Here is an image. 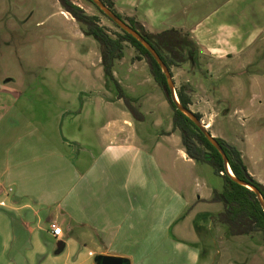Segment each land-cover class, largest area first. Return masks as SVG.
<instances>
[{
    "label": "crops",
    "instance_id": "obj_1",
    "mask_svg": "<svg viewBox=\"0 0 264 264\" xmlns=\"http://www.w3.org/2000/svg\"><path fill=\"white\" fill-rule=\"evenodd\" d=\"M208 1L215 3L208 7ZM178 7L180 16L161 29L152 28L141 13L137 19L151 32L188 29L199 50L220 66L215 72L228 75L236 95L244 88L249 106L261 109L264 102L255 103L264 91V71L252 70V65L264 54V0H181ZM100 56L96 67L102 65ZM144 65V60H131L132 75L140 77L134 71ZM114 76L118 79L116 70ZM145 77L135 79L138 85L150 81ZM20 97L0 87V264H94L98 255L127 258L129 264H201L198 235L204 222L213 224L212 216L221 211H185L189 201L181 179L195 174L200 163L187 155L173 121L158 116L151 122L145 115L139 122L121 109V117L100 126L91 121L86 133L76 134L71 119L84 110L64 111L61 116H70L66 137L62 122L42 126L25 118L20 125L13 117L9 121ZM121 100L106 93L101 97L106 111ZM245 114L246 109L235 111L247 123L252 115ZM47 129L54 130L52 137ZM13 133L19 137L11 142L8 134ZM83 134L90 140L87 147L77 139ZM247 139L241 138L242 143ZM98 142L102 144L95 148ZM240 151L249 173L264 185L263 157L249 162L246 151ZM214 190L195 197V208L211 201ZM191 221L196 227L187 229ZM53 223L62 228L61 237L53 234ZM157 250L162 251L155 263Z\"/></svg>",
    "mask_w": 264,
    "mask_h": 264
},
{
    "label": "rangeland",
    "instance_id": "obj_2",
    "mask_svg": "<svg viewBox=\"0 0 264 264\" xmlns=\"http://www.w3.org/2000/svg\"><path fill=\"white\" fill-rule=\"evenodd\" d=\"M73 1L88 15L98 16L101 26L113 37L123 33L122 29L91 1ZM113 1L116 10L125 19L135 18L144 26L137 19L141 13L143 19L154 29H161L164 25L174 23L176 17L180 16L178 5L181 0ZM218 1L221 2L217 0V3ZM214 3L208 1L207 6H213ZM62 9L59 0H0V87L14 90L21 96L14 108L9 111L8 120L13 117V123L20 125L25 118L42 126L45 123L46 125L48 123V126L49 124L57 126L58 122H62L65 124L62 133L66 137L70 132L66 129L70 116H61L64 111L84 110L82 115L71 119L76 122L75 129L72 130L76 134L85 132L87 124L91 121L100 126L121 117V109L126 110L133 119L143 121L144 119L134 116L123 99L121 104L116 103L106 111L107 105L102 103L101 97L106 93L111 98H119V90L115 83L117 81L127 96L129 95L133 106L143 116H147V121L152 122L158 116H162L168 123L173 121L174 110L167 101L163 89L155 82L147 61L144 60L143 68L134 71L140 77L132 75L130 63L131 60H137V56H141L139 51L126 41L124 56L116 61L114 68L116 76L123 83L121 84L116 77V81L107 79L103 65L96 67L101 52L99 42L93 36L84 35L77 21L66 17ZM181 30L189 33L188 29ZM195 56L199 65L194 69L191 68V62L179 67L172 66L175 87L183 85L188 87L187 91L193 103L191 109L204 117L205 122L203 119L201 121L203 125L212 122L213 127L206 126L211 134L218 130L219 136L216 137H222L228 144L246 151L248 161L254 156H261L264 159V105L260 103V100L264 102V91L259 92L261 97L255 103L257 107L262 108L252 109L249 106V96L243 94L244 88L241 90L242 95H236L231 89L228 75L216 73L220 71L215 72L220 66H214L211 58L201 50H198ZM100 57L102 59V55ZM252 66V70L264 71V54L257 57ZM145 75L150 77V81L145 85H138L135 79L143 77L146 79ZM219 86L224 88L219 89ZM148 96L155 100L149 101ZM241 108L246 109L245 116L252 115L251 121L245 123L238 115L235 116V111ZM254 110L256 111L253 112ZM229 114L231 117L227 116ZM97 130L98 128L95 129ZM47 131L52 137L54 130ZM17 135L8 134V137L14 142L18 140ZM245 137H248L247 142L242 143L241 138L244 140ZM77 139L82 147H87L84 145L90 141L84 134L79 135ZM101 144L98 142L94 147ZM19 146L20 142L17 144V147ZM162 168L166 172L165 166ZM181 186L188 195L189 205L185 209L186 212L191 213L196 209L218 213L223 210L222 203L212 201L195 208V197L198 199V195L205 197L212 195L213 189L223 190L224 178L219 176L211 165L200 163L195 174L181 179ZM196 189L199 190V194L195 193ZM195 227L191 221L187 229ZM204 227L205 230L198 235L201 264H264L263 232L229 236L227 227L220 223L212 224L206 221ZM176 232L180 234L178 230H175ZM190 233L186 230L184 232L188 238L191 237ZM161 251L157 250L152 257L155 263L159 255L161 257ZM62 256L61 258H64L66 253Z\"/></svg>",
    "mask_w": 264,
    "mask_h": 264
},
{
    "label": "trees",
    "instance_id": "obj_3",
    "mask_svg": "<svg viewBox=\"0 0 264 264\" xmlns=\"http://www.w3.org/2000/svg\"><path fill=\"white\" fill-rule=\"evenodd\" d=\"M101 1L151 44L170 70L173 79L172 66L179 67L191 62V68L194 69L199 65L198 59L195 56L199 48L190 33L176 28L166 29L161 32H151L135 18L125 19L116 10L113 0ZM59 2L63 10L69 13L81 26L84 34L93 36L99 42L102 65L107 79L116 81L114 76L115 63L123 58L124 43L126 41L130 42L139 51L141 56H137L136 59L147 61L154 80L163 89L167 101L174 110L173 128L180 132L182 144L187 155L197 163L211 165L215 172L224 178L223 190H214L213 197L211 198L212 202L223 204V210L217 215L212 216L214 223L226 226L229 236H246L259 231L264 233V208L257 194L248 187L233 180L226 170L224 158L220 151L208 140L194 121L178 109L166 75L149 50L139 40L124 30H122V34L119 33L117 37H113L105 27L101 26L98 16L88 15L73 0H59ZM102 13L104 14V12ZM115 83L119 90V99L125 101V105L135 117L143 120L144 116L133 106L129 97L122 90L121 85L117 81ZM187 89L188 87L183 85L176 88V92L181 105L192 111V98L188 94ZM194 113L202 121L203 116L198 112ZM215 138L223 147L228 157L229 166L236 178L259 189L264 199V185L249 173L240 149L228 144L221 138Z\"/></svg>",
    "mask_w": 264,
    "mask_h": 264
},
{
    "label": "water",
    "instance_id": "obj_4",
    "mask_svg": "<svg viewBox=\"0 0 264 264\" xmlns=\"http://www.w3.org/2000/svg\"><path fill=\"white\" fill-rule=\"evenodd\" d=\"M104 14L110 18L117 26H119L122 30L128 32L132 36H134L137 40H139L148 50L149 52L153 55V57L156 59V61L159 63L161 66L163 72L166 75L168 85L170 87L173 99L175 103L177 104V107L180 111H182L185 115H187L191 120L194 121V123L201 129V131L204 133V135L208 138V140L220 151L224 158L226 170L228 174L241 185H244L248 187L249 189L253 190L256 194L258 199L261 202V205L264 208V199L262 194L260 193L259 189L254 187L253 185L244 182L242 180H239L236 178V176L231 172V168L228 163V157L221 146V144L217 141L215 136H213L209 130H207L206 126L202 124L201 120L197 118L195 113L191 110L186 109L183 107L179 101L177 92H176V87L174 83L173 76L168 69V67L165 65L159 54L156 52V50L151 46V44L135 29H133L127 22L121 20L109 7H107L101 0H91ZM95 262L97 264H129V260L127 258L123 257H116V256H108V255H98L95 258Z\"/></svg>",
    "mask_w": 264,
    "mask_h": 264
},
{
    "label": "built area",
    "instance_id": "obj_5",
    "mask_svg": "<svg viewBox=\"0 0 264 264\" xmlns=\"http://www.w3.org/2000/svg\"><path fill=\"white\" fill-rule=\"evenodd\" d=\"M12 189H10V191H11ZM51 229H52V231H53V234L56 236V237H61L62 236V234H63V230H62V228L59 226V225H57L56 223H53L52 225H51Z\"/></svg>",
    "mask_w": 264,
    "mask_h": 264
},
{
    "label": "bare ground",
    "instance_id": "obj_6",
    "mask_svg": "<svg viewBox=\"0 0 264 264\" xmlns=\"http://www.w3.org/2000/svg\"><path fill=\"white\" fill-rule=\"evenodd\" d=\"M232 172V171H231Z\"/></svg>",
    "mask_w": 264,
    "mask_h": 264
},
{
    "label": "flooded vegetation",
    "instance_id": "obj_7",
    "mask_svg": "<svg viewBox=\"0 0 264 264\" xmlns=\"http://www.w3.org/2000/svg\"><path fill=\"white\" fill-rule=\"evenodd\" d=\"M97 264V263H96Z\"/></svg>",
    "mask_w": 264,
    "mask_h": 264
}]
</instances>
